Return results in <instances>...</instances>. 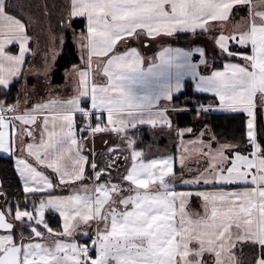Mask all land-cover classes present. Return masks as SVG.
<instances>
[{
    "label": "snow or ice",
    "instance_id": "obj_1",
    "mask_svg": "<svg viewBox=\"0 0 264 264\" xmlns=\"http://www.w3.org/2000/svg\"><path fill=\"white\" fill-rule=\"evenodd\" d=\"M20 7L0 0V154L14 159L23 191L14 205L0 191V264H264V0H69L64 26L86 22L76 37L83 66L68 73L75 94L10 102L32 53ZM181 34L207 35L211 57L203 46L172 47ZM133 41L159 50L149 56ZM50 69L37 75L47 80ZM189 78L218 101L198 116L245 113L246 132L221 142L205 126L185 142L193 128L176 129L178 176L176 158L146 159L134 137L143 125L173 129L169 111L186 110L173 101ZM100 133L120 141L103 165ZM194 155L203 170L186 168ZM193 198L202 211L190 210Z\"/></svg>",
    "mask_w": 264,
    "mask_h": 264
},
{
    "label": "crops",
    "instance_id": "obj_2",
    "mask_svg": "<svg viewBox=\"0 0 264 264\" xmlns=\"http://www.w3.org/2000/svg\"><path fill=\"white\" fill-rule=\"evenodd\" d=\"M68 3H69V0H67V10H68ZM242 15H243V11L241 13L237 14L235 19L237 21L240 20ZM76 20H83V18H76L74 21H76ZM28 23L29 22H27V24ZM231 29H232L231 23H229L228 25L225 26L226 31L229 32V31H231ZM29 34L31 35L30 44H31L32 53L29 54V56L27 58V63L25 65V69H24V75L21 78H23V82H24V80H27L25 78V76L38 77L40 79H43V81H45L47 83V86H43V87H41L40 85L34 86L33 80L28 79L27 81H29V82L27 84H24V86L22 85L20 89L24 90L26 87L29 91V90H34L35 88H33V87H36L37 90L39 89V92L41 91L40 94H37L38 97L39 96L40 97L37 100H33L31 102H36V101H40L42 99H47L49 97L50 93L54 94L55 96H58L61 99L70 98L72 95L75 94L73 77H72V75L68 74L72 67L64 75L65 83L63 86L51 87L50 80H51V77H52V74L54 71L52 68L50 69L47 80H45L42 75H37L38 72L43 70L44 66H43L42 61L41 62L37 61L39 59V57H37L38 53L35 50L36 49V46H35L36 42H35V38L32 36L33 34H31L30 27H29ZM79 34H80L79 31L76 32V31L72 30L73 36L70 37V41L72 42L73 46L75 47L77 55H78V63L76 65L83 66L81 64L82 53H81V50H80L78 43H77V40H76V37ZM181 35H185V34H181ZM64 43H65V38H63V43L60 46L61 49H59V53L57 54V57L61 53ZM132 43L134 46L140 48V50L142 52L146 53L149 56L153 55L154 52L159 50V46L156 43H153L150 48H143L142 44L137 43L136 41H133ZM170 44L172 47H182V48H186L189 45L203 46L208 50L210 57L214 51V45H213L211 39L207 35L198 36L195 38H192L190 35H187L186 37L180 38L179 40H171ZM16 50H17L16 48H13V52H15ZM242 51H247V50H242ZM84 55L86 58V53H84ZM216 62L219 63L218 65H220V67L222 68L223 62L220 61L219 59H217ZM94 66H95V64H94ZM188 83H191L189 81V79H187L185 81V87L182 90V92L185 91ZM192 90H194L195 93H198L195 91V88L193 89V84H192ZM28 94L29 93L24 94V96L28 95ZM179 94L180 93H178L176 95H179ZM198 94H204V95L211 96V94H209V93H198ZM0 96H2V93H0ZM212 103L218 104V101L214 100ZM173 104L175 106H177V104H175L174 102H173ZM170 108H171V106H170ZM216 112H220V111L217 110ZM257 113H260L261 120H262L260 131L262 134H264V110H261L258 107ZM175 114H176V112L169 111V118L172 120V123H173V129L172 130H169L167 128H164L163 130H161V128H159V127H157L156 129H153L148 125H143V126H139V130L135 132L134 138L137 140V145H141L143 143V141H145V140L147 141V148L145 150L148 151V155H147L148 159L162 158V157H167V156H172V157L176 158V169H177V175L179 176V173H180L179 167L180 166H179L178 157H179L180 153L183 151L184 145L181 144L180 138L177 136L176 129H178V128L183 129V128H187V127L193 128L194 122L191 121L190 126H179L177 121H176L179 118V116H176ZM77 121L79 123V115L77 116ZM142 130H144V131H142ZM197 136H198V134L192 135V134L185 133L183 140L185 142H187L189 140L196 139ZM105 141H107V143H105ZM118 144H120V141L113 135H110L108 133L97 134V136L95 137L94 149H95V153H96L95 158H96V160L99 161L98 163L103 165L107 160V149H108V147L118 145ZM92 147H93V145L91 143H89L88 148H92ZM139 150H142V149H139ZM85 154H89L87 149L85 150ZM3 157H5V156H3ZM11 160H12L13 168L15 171V161L12 158H11ZM126 163H127V161H124L123 158L121 157L120 161L118 162L121 171H122L123 167L126 165ZM202 163L205 164V161L203 159L198 160V158L195 155L192 156L190 159L185 161L186 168L190 167L193 169L194 172L197 169H199V167L201 166ZM15 173L17 175V178H18L20 185H21V188H22V183L20 181L19 175L16 171H15ZM178 190H185V189H183L182 187H178ZM206 190H212V189L207 188ZM57 194L67 195L68 191L67 190L62 191L60 189H57ZM189 208H190V210H192L194 212L195 211H202L201 202L199 200H197L196 198H193L192 202L189 205Z\"/></svg>",
    "mask_w": 264,
    "mask_h": 264
},
{
    "label": "trees",
    "instance_id": "obj_3",
    "mask_svg": "<svg viewBox=\"0 0 264 264\" xmlns=\"http://www.w3.org/2000/svg\"><path fill=\"white\" fill-rule=\"evenodd\" d=\"M26 2L27 0H16V3L21 5L17 11L27 23L29 20L25 17V14L28 16H33V14L27 13L31 7ZM36 2L39 3L40 0H36ZM35 8L37 10L38 6H35ZM70 29L76 32H81L85 29V22L83 20H76L73 22V26ZM186 36L187 35H181V38ZM77 63L78 55L76 49L70 41L69 35H67L62 51L55 62V69L50 80L51 87L63 86L65 83L64 73ZM218 64L219 63H217V65ZM218 66L220 67V65ZM28 82L29 81H24L23 83V78H20L19 82L15 83L12 87L11 95L8 97V100L10 102L14 101L20 93L21 86H24V84H27ZM177 96L178 99H174V103H179L186 99L194 104H203L207 106L209 103L214 101L212 96L195 93L192 90L191 83H188L185 91ZM176 121L179 126H190L192 119L184 117L178 118ZM202 123L204 128L206 126L207 129L210 130V133L215 134L217 139L221 142L232 141L233 139H242L246 132V117L243 113L209 112L204 114ZM261 123L262 120L260 113H257V126L259 129L261 128ZM146 145L147 141L145 140L141 145H138V149H141L142 147L145 148ZM0 190L8 196L10 203L13 205L16 203L17 197L23 196L20 182L14 171L12 160L9 157L0 156ZM47 216L49 218L50 225L54 229L60 226V220L56 214L48 213Z\"/></svg>",
    "mask_w": 264,
    "mask_h": 264
},
{
    "label": "rangeland",
    "instance_id": "obj_4",
    "mask_svg": "<svg viewBox=\"0 0 264 264\" xmlns=\"http://www.w3.org/2000/svg\"><path fill=\"white\" fill-rule=\"evenodd\" d=\"M26 3H28V5H30L31 7L27 13L33 14V16H28L25 14V17H27V19L29 20L28 25L31 29V34H33L32 36L35 38V42H36L35 50L38 53L37 57H39L37 61L39 62L42 61L43 66H45V63L47 62L49 65H51V68L54 71L55 62L58 58L57 54L59 53V49H61L60 48L62 44L61 40L63 41V38H65L66 40L67 35H69V37L73 36L72 30L64 26L67 17V0H40L39 3L36 2V0H27ZM35 6H38L37 10ZM225 32L227 33L228 31L225 30ZM66 72L64 73V75L66 74ZM25 78L27 80L32 79L34 86L37 85H40L41 87L47 86V83L43 81V79H40L38 77L25 76ZM189 81L191 82L190 78ZM33 88L35 89L28 91V93H30V95H28V99L30 100V102L33 100H37L40 97V96L38 97L37 94H40L41 91L39 92V89L37 90L36 87ZM193 89H194V85H193ZM23 91H24L23 89L20 90V93L18 94V96L21 97L22 99L24 94H27ZM175 104H177V106L180 107L181 109H186L185 111L176 112L175 115L179 116V118L189 117L190 119H192V121L194 122L193 130L195 135L199 134L200 131H205L204 125L202 123L205 113L198 116L196 112V109L201 104H194L193 102L191 101L189 102V100L186 99L179 103L175 102ZM216 111L217 110L210 112H216ZM243 114L245 115L247 121V115L245 113ZM146 148L147 145L145 146V148L142 147L141 149L145 152V158L148 159L147 156L148 151L145 150ZM0 156L8 157L6 154H0ZM97 162L99 161L97 160ZM129 163L130 161H127L126 164ZM204 166L205 164L202 163L201 166L199 167V170H203ZM3 204H4V197L0 196V207H2Z\"/></svg>",
    "mask_w": 264,
    "mask_h": 264
}]
</instances>
